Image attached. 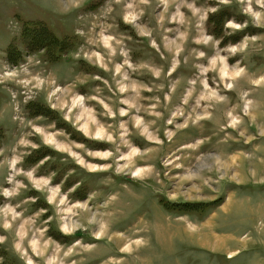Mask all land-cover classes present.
<instances>
[{"label":"rangeland","instance_id":"374dc122","mask_svg":"<svg viewBox=\"0 0 264 264\" xmlns=\"http://www.w3.org/2000/svg\"><path fill=\"white\" fill-rule=\"evenodd\" d=\"M0 264H264V0H0Z\"/></svg>","mask_w":264,"mask_h":264},{"label":"bare ground","instance_id":"6f19581e","mask_svg":"<svg viewBox=\"0 0 264 264\" xmlns=\"http://www.w3.org/2000/svg\"><path fill=\"white\" fill-rule=\"evenodd\" d=\"M222 240V239H221ZM218 241H220V239L218 240ZM33 243V242H32ZM224 243V242H223ZM207 244V243H206ZM216 244V243H215ZM35 245V247L37 248V244H34ZM38 250V249H37ZM42 251H43V249H41Z\"/></svg>","mask_w":264,"mask_h":264}]
</instances>
